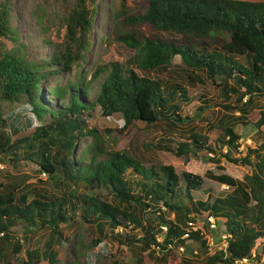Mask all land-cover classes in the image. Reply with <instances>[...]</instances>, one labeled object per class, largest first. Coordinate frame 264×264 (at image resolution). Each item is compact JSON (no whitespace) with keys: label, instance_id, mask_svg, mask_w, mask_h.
Masks as SVG:
<instances>
[{"label":"trees","instance_id":"1","mask_svg":"<svg viewBox=\"0 0 264 264\" xmlns=\"http://www.w3.org/2000/svg\"><path fill=\"white\" fill-rule=\"evenodd\" d=\"M91 11L86 7L85 0H75L74 8L68 14L62 51L54 55L49 63L28 61L20 51L17 54L0 52V99L23 102L21 110L35 119L45 116V122L36 126L24 128L21 123L11 126L10 133L4 132L1 135L3 138L0 136V151L10 152L12 147L25 146L30 149L26 158L33 157L39 169L52 182L59 180L66 184L59 196L46 195L35 187L27 186L17 197L13 191H0V260L4 256V244L13 251L21 247L17 241L11 242L7 230L16 221L34 228H48L50 235L57 238L61 236V223L84 220L93 223L99 231L104 226L109 230L116 226L127 227L136 209L152 213L153 218L145 215L146 222L139 225L141 235L138 237L127 232L131 231L130 228L123 234L111 232L117 242L138 241L144 249L151 244L161 248H165L166 244L184 247L185 237H181L184 230L167 219L164 211L185 216L188 221L204 213L205 218L213 219V228L221 231L225 240L223 250L207 257V264L221 258L232 264L234 260L249 257L252 246L264 244V230L258 224V217L251 219L249 216L251 193L257 207H264V202L255 195V189L247 192L234 178L222 173L214 178L231 185L234 194L211 199L207 196L200 201L192 197L194 191L202 189L203 179L197 174L188 171L177 174L169 164L143 166L132 156L105 150L100 144L85 146L76 160L71 153L78 137H97V129L84 118V113L90 108L97 115L119 112L122 127L133 120L146 124L163 122L164 125H180L183 118L178 112L179 105L170 100L174 92L186 100L185 88L179 83L171 84L170 91L163 94L160 81L140 76L134 71L166 70L171 58L177 55L184 70L193 73V78H197V70L209 78L217 76L220 83L216 85L223 89L224 99H229V94L236 95L233 105L219 104L223 109H236L239 113L227 115L222 122L220 129L225 136L222 143L227 146L222 155L234 164H249L247 154L232 156L228 149H236L238 145L233 125L246 123L245 104L253 97L264 94V0H146L142 13L127 15L125 20L145 21L167 34L202 38L216 31L225 33L227 38L217 48L206 49L190 41L118 34L116 39L133 52L122 66L115 62L109 64L92 101L83 98L87 83L82 82L78 73L77 77L66 80L62 86L48 89V93L60 103L57 108H50L40 101L37 79L44 74L46 67L69 68L75 73L73 61L80 56L79 49L85 41ZM6 13L5 5L0 4V36L9 31ZM75 41L78 45L73 46ZM190 77L187 75V79ZM243 96H247V102H240ZM210 101V98H203V107L208 106ZM23 117L30 122L29 115L23 114ZM253 123L255 131L264 140V108L258 110V117ZM171 138L166 140L171 141ZM206 140L207 136L191 132L186 140L176 141L175 150L169 145L161 147L176 156H186L190 147L211 151ZM263 147L264 143H259L248 151L255 159L250 180L264 188V157L260 154ZM79 180L86 186L94 184L96 188L104 189L114 203L93 194L75 195L68 191V187L71 188V184ZM129 185L136 191L132 192ZM28 193H32V197L26 200ZM183 197L187 198V203H183ZM77 209L81 212L79 215ZM159 225L165 227L161 242L157 240ZM204 233L203 230H190L187 236L197 246H205ZM20 262L56 264L57 259L54 250L34 247L24 249Z\"/></svg>","mask_w":264,"mask_h":264},{"label":"rangeland","instance_id":"2","mask_svg":"<svg viewBox=\"0 0 264 264\" xmlns=\"http://www.w3.org/2000/svg\"><path fill=\"white\" fill-rule=\"evenodd\" d=\"M0 4L5 5L9 28L8 32L0 36V52L17 54L20 51L26 60L42 64V62L49 63L54 55L62 51L68 14L74 8L75 0H0ZM85 5L93 12L91 11L92 17L85 33V41L79 49L80 56L73 61L75 73H72L69 68L46 67L43 69L44 74L37 79L40 101L50 108H57L60 103L55 96L48 93V89L62 86L66 80L77 77L78 73L82 76V82L87 83L86 94L83 98L92 101L106 74V68L110 67L109 64L115 62L122 66L133 52V49L116 39L118 34L132 33L147 38H166L178 42L190 41L206 49L217 48L222 40L227 38L225 33L216 31L202 38L167 34L151 27L145 21H126L127 15L142 13L146 0H85ZM74 45H78V41L73 42ZM134 71L140 76L160 81L163 94L170 91L171 84L179 83L185 88L186 100H182L177 92H174L170 100L179 105L178 112L183 118L180 125H164L163 122L146 124L141 120H133L127 126L122 127V116L119 112L97 115L90 108L84 113V118L89 125L97 129V137L92 135L78 137L72 148L73 159L76 160L82 154L85 146L100 144L105 150L111 149L132 156L143 166L169 164L177 174L188 171L201 176L202 189L193 192L194 199L203 201L207 196L211 199L234 194L231 185L214 178L224 173L239 182L243 190L248 192L255 189V195L264 202V188L254 185L249 177L251 169H254L255 159L248 151L254 149L259 143H264L261 135L255 131L253 123L258 117V110L264 108V94L253 97L249 102H247V96H243L240 101L247 102L245 104L247 121L245 124L237 122L233 125V130L238 135V145L236 149L230 147L228 151L232 156L241 157L247 154L250 163L234 164L222 155L227 146L222 143L225 136L220 127L227 119V115L235 116L239 113L236 109H223L219 104L233 105L236 95L232 93L229 94V99H224L223 89L216 85L220 83L217 76L209 78L202 71L197 70L195 71L197 78H193V73L191 74L188 69L184 70L177 55L171 58L166 70L134 69ZM187 75H191L190 79H187ZM205 97L210 98L211 101L208 106L203 107L202 99ZM214 103L218 105H211ZM22 106L23 102L20 101L0 99V136L4 132L10 133L11 126L19 123L24 128H29L45 122V116L35 119L31 114L21 110ZM23 114L29 115V123L24 120ZM191 132L207 136L206 142L211 151L190 147L186 156H176L161 147L169 145L175 150L176 141L186 140ZM167 137L173 139L167 141ZM32 144L34 145L35 142ZM17 146L12 147L10 152L0 151V191H13L14 196L17 197L22 192L21 189L27 186L35 187L40 193L43 192L46 195L59 196L66 187L65 182L62 183L59 180L52 182L39 169L33 157L26 158V153L30 149ZM260 154L264 157V147L260 150ZM223 184L228 185L226 190L222 188ZM129 187L132 192L136 191L135 187L131 185ZM68 191L75 195L93 194L114 203L113 198L104 189L96 188L94 184L86 186L81 180L76 184H71ZM251 196L249 216L251 219L257 216L258 224L264 230V207L259 206L258 208L252 193ZM31 197L32 193H28L26 200ZM183 203H187V198L183 197ZM76 213L79 215L81 212L77 209ZM145 215L153 218L152 213L147 211L142 213L136 209L133 211V220L128 223L129 226H116L113 230L104 226L99 231L94 228L93 223L84 220L61 223V236L57 238L50 235L48 228H34L22 221H16L7 230L11 242L17 241L21 247L18 251H13L10 246L3 243L4 256L0 264H21L20 258L24 249L34 247L39 250L45 247L54 250L56 264H207V257L223 250L225 246L224 234L210 226L204 213L196 215L189 221L191 223L189 230H203L205 246H197L191 238L183 236L185 237L184 247L173 245L164 249L159 246L156 251L152 245L144 249L138 241L121 243L112 237L111 232L123 234L130 229L128 233L140 236L139 225L146 222ZM164 216L178 224L184 231L188 226V219L185 216L174 215L166 211H164ZM158 228L160 232L157 240L161 242L164 226L159 225ZM251 249L246 263L243 264H264V244L254 245ZM213 264L228 263L221 258Z\"/></svg>","mask_w":264,"mask_h":264},{"label":"built area","instance_id":"3","mask_svg":"<svg viewBox=\"0 0 264 264\" xmlns=\"http://www.w3.org/2000/svg\"><path fill=\"white\" fill-rule=\"evenodd\" d=\"M223 187V189L224 190H226L227 189V187H228V185L227 184H223L222 185ZM208 220H209V222H210V226H214V224H213V219L211 218V217H208ZM190 222L188 221L187 222V228L185 229V231H184V233L182 234V237L183 236H187V234H188V232L190 231L189 229H190ZM164 229H165V227H164ZM152 245V247L154 246L155 247V249H156V251H157V249H158V245H156V244H151ZM150 245V246H151ZM169 247H171L170 246V244H166V246H165V248L164 249H167V248H169ZM161 250V249H160ZM252 250V249H251ZM247 258L248 257H246V258H241V259H238V260H234L233 262H232V264H243V263H246V261H247Z\"/></svg>","mask_w":264,"mask_h":264}]
</instances>
